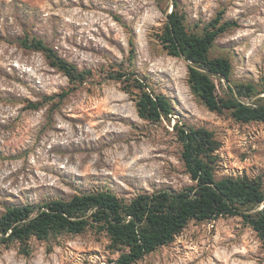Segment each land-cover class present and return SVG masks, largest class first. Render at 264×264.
I'll return each instance as SVG.
<instances>
[{"label": "rangeland", "instance_id": "374dc122", "mask_svg": "<svg viewBox=\"0 0 264 264\" xmlns=\"http://www.w3.org/2000/svg\"><path fill=\"white\" fill-rule=\"evenodd\" d=\"M172 2L0 0V214L97 190L130 199L191 185L175 123L213 133L216 178H260L264 191V123L210 111L192 93L187 62L169 55L156 36ZM177 2L189 31L201 33L219 11L237 22L217 36L209 57L229 59V82L252 83L262 91L253 99L264 96V0ZM23 38L41 39L89 73L69 82L41 51L22 47ZM119 71L134 72L165 95L170 117H140L134 98L110 78ZM215 83L226 97L227 82ZM118 255L104 231L88 227L31 237L27 247L2 246L0 264H116ZM134 264H264V241L238 215L191 220Z\"/></svg>", "mask_w": 264, "mask_h": 264}, {"label": "trees", "instance_id": "16d2710c", "mask_svg": "<svg viewBox=\"0 0 264 264\" xmlns=\"http://www.w3.org/2000/svg\"><path fill=\"white\" fill-rule=\"evenodd\" d=\"M222 15L223 11L217 12L201 33L189 31L178 10L177 0H173L156 36L169 55L187 62L191 91L210 111L229 110L237 121L264 123V96L253 99L262 91H257L252 83H230L232 65L229 59L209 57L217 36L237 26L236 21L224 20ZM20 44L41 51L71 83L83 81L89 73L59 57L41 39L23 38ZM110 78L120 81L125 92L134 98L140 117L157 122L172 114L171 101L165 95L155 93L134 72L119 71L111 73ZM215 79L227 82L226 97L216 93ZM174 127L182 145L184 166L193 182L191 185L180 190L142 192L130 199L106 189L74 194L69 198L12 205L0 214V248L14 241L27 247L31 237L46 239L64 232L80 233L92 227L104 231L111 248L119 251L116 264H134L159 246L173 241L191 220L236 215L241 216L264 241L261 179L246 175L216 178L214 165L218 141L213 133L205 127L178 123Z\"/></svg>", "mask_w": 264, "mask_h": 264}]
</instances>
